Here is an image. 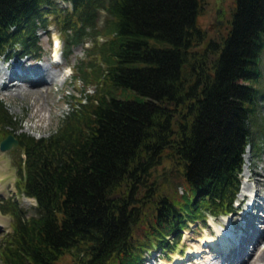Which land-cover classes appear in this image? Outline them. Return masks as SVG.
Returning <instances> with one entry per match:
<instances>
[{
	"label": "trees",
	"instance_id": "1",
	"mask_svg": "<svg viewBox=\"0 0 264 264\" xmlns=\"http://www.w3.org/2000/svg\"><path fill=\"white\" fill-rule=\"evenodd\" d=\"M57 1L0 0V57H38L50 17L63 56L90 41L73 76L92 86L40 137L17 133L0 99V133L18 141L15 187L36 211L0 201L11 217L0 264L168 257L182 229L236 210L242 154L259 136L264 0H234L217 38L196 23L199 0Z\"/></svg>",
	"mask_w": 264,
	"mask_h": 264
},
{
	"label": "rangeland",
	"instance_id": "2",
	"mask_svg": "<svg viewBox=\"0 0 264 264\" xmlns=\"http://www.w3.org/2000/svg\"><path fill=\"white\" fill-rule=\"evenodd\" d=\"M62 1L58 0V4L61 6L68 4ZM199 3L197 25L205 31L206 37L222 36L229 25L234 0H199ZM102 18L100 15L97 26L101 25ZM47 20L46 27L37 30L41 50L38 57L19 58L17 55L0 57V99L7 111L20 119L16 132H25L34 137L46 136L53 130L62 115L70 109L75 97L84 100L79 96L84 88V91H92L91 85H84L73 76L75 64L80 59H86L83 50L90 45V41L85 39L82 44L72 46L70 53L65 57L62 54L64 47L58 28L50 21V17ZM53 38H57V47L51 46ZM101 39L102 37L99 38ZM258 66L260 75L252 84L264 94V47L259 55ZM34 81L37 83L33 85ZM120 94L125 98L134 96L130 90ZM71 95H74V98ZM254 115L253 126L260 137L256 135L257 148L253 147V150L252 147L247 148L246 155L243 156L244 164L239 175L240 188L235 197V204L240 202L244 193L248 194V200L239 204V213L220 217L209 216L203 224L199 221L190 224L181 231L180 238L168 257L166 254L158 255V251L153 250L152 253H148L146 259H149L145 260L144 264H264V98L256 103ZM4 136L0 133V139ZM18 151L17 146L10 151L0 150V199L15 201L27 217L36 214L35 202L15 190L17 179L15 161ZM244 185L252 187L253 192H245ZM176 192H182L181 186H178ZM254 193H257L256 197ZM253 200L256 207L251 208ZM10 221L11 217L8 214L0 212V240L10 232ZM214 228L221 229L218 230L219 234L213 230ZM250 228H255L252 233L254 236H249L253 238L251 244L246 240L241 262L236 259L233 262L232 251L229 254L225 253L224 256L211 251L207 256L208 249L200 243L201 240L205 241L204 239L210 240L219 250L221 242L226 243L225 245L230 244L233 237H240L242 231ZM219 238H224L225 241L218 242Z\"/></svg>",
	"mask_w": 264,
	"mask_h": 264
},
{
	"label": "bare ground",
	"instance_id": "3",
	"mask_svg": "<svg viewBox=\"0 0 264 264\" xmlns=\"http://www.w3.org/2000/svg\"><path fill=\"white\" fill-rule=\"evenodd\" d=\"M14 75H16V74H14ZM38 81V80H37ZM37 81H34L33 82V85L34 84H36L37 83ZM247 150V149H246ZM247 151H245V153H246ZM243 154V156L244 155H246V154ZM245 157V156H244ZM243 157V158H244ZM244 164V163H243ZM244 190H245V192L247 191V192H253V188L252 187H245V185H244ZM256 195H257V193L255 194V197H256ZM254 197V198H255ZM254 208V207H256V203H255V201L253 200V202L251 203V208ZM262 216V215H261ZM257 217V219H258V217H259V215H257L256 216ZM214 230L219 234V231L218 230H221V229H217V228H214ZM255 230V228H250V230L248 229V230H245V231H242V235L240 236V237H234V240L232 241V243L229 245V243H227V245H225L226 243H224V242H221L220 244H221V247H220V249L218 250V248L216 247L217 245H214V243L212 242V241H210V240H206V239H204L205 240V242H207V244L209 245V246H212L213 247V249H212V251L213 252H219V254H225V253H230V251H232V254H233V256H232V260H233V262H234V260L236 259L237 261L239 260L240 262L241 261H243V247H244V244H245V242H246V240H248V242L250 243V241L253 239L252 237L254 236V235H252V233H253V231ZM258 230V229H257ZM223 231V230H222ZM230 231V230H229ZM249 236H252V237H249ZM258 236H259V234H258ZM221 240H223V241H225L224 240V238H219L218 239V242H220ZM202 241V240H201ZM247 242V243H248ZM252 243V242H251ZM250 243V244H251ZM217 244V243H216ZM204 248H207L208 249V254H207V256L210 254V252H211V250L209 249V247H204ZM218 254V253H217ZM222 256V255H221Z\"/></svg>",
	"mask_w": 264,
	"mask_h": 264
},
{
	"label": "water",
	"instance_id": "4",
	"mask_svg": "<svg viewBox=\"0 0 264 264\" xmlns=\"http://www.w3.org/2000/svg\"><path fill=\"white\" fill-rule=\"evenodd\" d=\"M17 139L12 133H7L0 139V150H11L17 145Z\"/></svg>",
	"mask_w": 264,
	"mask_h": 264
}]
</instances>
